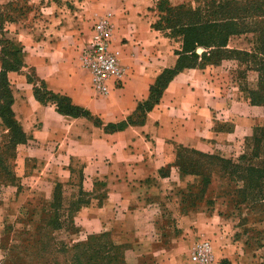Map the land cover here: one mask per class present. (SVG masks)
<instances>
[{
    "label": "crops",
    "instance_id": "crops-1",
    "mask_svg": "<svg viewBox=\"0 0 264 264\" xmlns=\"http://www.w3.org/2000/svg\"><path fill=\"white\" fill-rule=\"evenodd\" d=\"M17 1L0 0V5ZM32 1L37 9L13 23L6 35L21 48L20 70L7 72L6 79L9 109L26 139L15 148L14 164L22 175L32 163L38 180L60 187L66 208L77 206L72 220L80 237L102 231L115 241L131 237L138 256L150 258L151 264H193L175 244L182 237L187 247L208 238L216 264L246 263L247 252L223 239L216 210L181 205L187 191L179 189L186 188L188 177L172 164L179 148L208 154L234 148L250 136L262 120L261 108L249 103L257 73L232 58L182 68L138 120L137 106L148 100L160 75L174 69L180 52L179 41L154 28L159 0ZM191 1L166 0L171 7ZM105 13L111 15L110 46L124 76L101 96L91 90L79 58L90 42L92 24ZM253 48L249 33L230 37L225 46L244 53ZM27 70L34 81H28ZM38 86L66 98L98 123L62 115L47 98L37 101L33 91ZM6 132L0 120V135ZM161 169L167 170L164 176Z\"/></svg>",
    "mask_w": 264,
    "mask_h": 264
},
{
    "label": "rangeland",
    "instance_id": "rangeland-1",
    "mask_svg": "<svg viewBox=\"0 0 264 264\" xmlns=\"http://www.w3.org/2000/svg\"><path fill=\"white\" fill-rule=\"evenodd\" d=\"M201 1L192 0L185 7L188 10L203 9ZM36 9L34 1L19 0L11 4L9 14L16 22H20L25 19L27 12ZM26 73L28 79L34 81L32 73L29 70ZM259 107L262 111V107ZM261 126L262 120L250 136L238 141L239 145L235 144L234 148H215L212 153H204L238 165V169L233 170L194 153L181 154L187 161L201 159L199 163L202 165L198 172L200 176L185 175L188 177L186 188H180L179 191L187 193H183L181 205L218 212L223 239L229 238L236 249L240 248L243 254L247 252L246 263L237 261L236 264H264V250L261 249L264 248V178L261 179L263 183H260L261 191L256 201L241 199L242 194L248 193L247 185L258 180L246 168L253 167L264 172V137L260 139L256 134ZM254 137L257 140L259 138L261 143H254ZM4 144L5 139L0 135V157L6 161L5 171H0V264H151L150 258L146 260L138 256L131 237L115 241L107 231L80 237L72 220L77 206L71 205L69 211L60 197V187L38 180L33 174L32 168L35 167L32 163L25 165L22 175L20 165L14 164L16 147L13 149V158L9 159L4 152ZM204 177L209 178L207 186H203ZM154 205L156 202L152 200L151 206ZM167 233L171 235L172 231ZM155 234L159 236L160 233ZM181 239H178V247L175 244L174 248L179 254L186 255L188 260L192 245L187 247L183 237ZM205 240L211 245L210 239ZM222 243L220 241L218 245ZM243 243L246 250L241 245ZM82 244L87 246L86 250L78 247Z\"/></svg>",
    "mask_w": 264,
    "mask_h": 264
},
{
    "label": "trees",
    "instance_id": "trees-1",
    "mask_svg": "<svg viewBox=\"0 0 264 264\" xmlns=\"http://www.w3.org/2000/svg\"><path fill=\"white\" fill-rule=\"evenodd\" d=\"M201 2L204 4L203 9L193 8L190 10L185 7L186 5L171 7L166 0L157 2L159 20L154 28L164 32L169 38L179 41L181 45L180 52L176 53L178 59L174 69L162 73L154 86L150 88L148 100L137 106V119L142 120L144 112L148 111L158 101L162 89L177 70L216 65L222 60L232 58L248 63L250 68L257 73L256 89L251 91L249 103L262 107V126L256 131L261 139V137H264V0H202ZM11 4L0 5V120L7 130L2 137L5 139L4 152L9 156V159L13 158V149L16 145L23 144L26 141L9 109L10 91L6 73L18 72L21 67L19 59L21 48L6 36L9 33V27L16 23V20L9 14ZM247 33L254 36L253 51L244 53L225 49L230 37ZM197 49L200 50L199 54L196 53ZM28 81L32 82L29 79ZM33 96L39 102L44 101L46 98L48 101H53L56 111L62 115L82 116L91 120L93 124L98 123L96 119L86 115L83 110L70 105L66 98L48 93L43 86L34 88ZM129 122L133 124L135 121L130 119ZM253 140L256 144L261 143L259 138L257 140L254 137ZM182 153H194L201 158L207 157L213 161L215 160L216 163L229 166L233 170L239 168L238 165L228 163L229 161L179 148L176 150L172 166L177 169L178 173L183 175L200 176L198 172L202 165L199 163L201 159L187 161L181 157ZM4 163L6 161H3L0 157V171L3 172L6 169ZM246 170L255 174L258 180L254 184L247 185L246 190L248 193L247 195L242 194L241 199L256 201L260 195V183H263L261 179L264 178V172L253 167H247ZM165 173H167V170L161 169L159 171L162 176ZM202 183L203 186H207L209 178L204 177ZM54 228L58 229L59 227ZM78 247L87 249L85 244ZM81 254H84V252Z\"/></svg>",
    "mask_w": 264,
    "mask_h": 264
},
{
    "label": "built area",
    "instance_id": "built-area-1",
    "mask_svg": "<svg viewBox=\"0 0 264 264\" xmlns=\"http://www.w3.org/2000/svg\"><path fill=\"white\" fill-rule=\"evenodd\" d=\"M110 17L109 13H105L92 24L90 42L82 49L79 58L88 75L91 90L101 96H106L111 87L119 85L124 76L119 56L110 46ZM189 261L193 264H216L210 243L206 240L195 242Z\"/></svg>",
    "mask_w": 264,
    "mask_h": 264
}]
</instances>
